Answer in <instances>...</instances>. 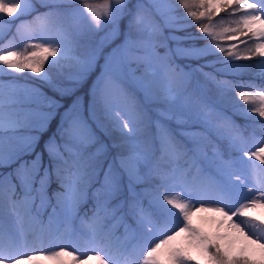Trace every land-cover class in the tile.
Segmentation results:
<instances>
[{
	"label": "snow or ice",
	"instance_id": "obj_1",
	"mask_svg": "<svg viewBox=\"0 0 264 264\" xmlns=\"http://www.w3.org/2000/svg\"><path fill=\"white\" fill-rule=\"evenodd\" d=\"M39 3L46 11L0 0V40L15 27L0 46V264H264V215L254 214L264 212V0ZM193 27L200 35H177ZM121 35L87 116L77 97L36 151L62 105L21 74L70 96ZM255 57L260 83L220 78ZM176 58L204 63L185 71ZM98 132L119 135L108 144ZM198 213L218 214L228 233H205Z\"/></svg>",
	"mask_w": 264,
	"mask_h": 264
},
{
	"label": "rangeland",
	"instance_id": "obj_2",
	"mask_svg": "<svg viewBox=\"0 0 264 264\" xmlns=\"http://www.w3.org/2000/svg\"><path fill=\"white\" fill-rule=\"evenodd\" d=\"M140 2H143L145 4V6L147 7V0H140ZM138 3V0H129V7L134 11L135 10V6ZM35 6L38 9L39 12H44L46 11V9L44 7H42L39 3V0H35ZM181 13H183V9L180 10ZM226 16L225 13H221L218 17H216L217 20H219L221 17ZM5 19H8L7 17H5ZM27 19V18H26ZM131 17L130 16H125L121 22H120V30L121 33L123 34L124 32L127 31V25L130 21ZM189 23H191L190 19L188 20ZM94 31V30H93ZM188 33H192L195 35H200V33L197 32L196 28H187L184 32L181 33H177V35H186ZM15 34V27L12 28V31L9 35L5 36V38L3 40H0V46H2L3 44H7L8 40L11 39L12 35ZM165 36L168 35V30H165ZM103 35L102 32L99 33H95V35H93V33H89V36H92L93 40H98L99 36ZM123 40V35L120 36V38L118 40L115 41L114 44L110 45L109 47L105 48L103 51V54L101 55V57L98 60L97 66L94 69V71H92L89 76L79 85L76 87V90L74 91L73 95L74 97L69 100L67 103H63L59 97L57 95H59L58 93H54L52 91V89L50 87H48L45 84H40L39 83V77L34 76L32 73L29 72H25L23 74H21L22 76L28 78L27 80H21V83H28L33 87H39L41 89V91L45 92L47 95L54 97L56 100L59 101V103L62 105V107L58 110L59 114H57L54 118V122H53V126H52V130L51 132H49V134L45 137V139L42 141L41 145L42 148L44 147V143L45 141L51 136L53 135V133H55L56 128L60 122V118L63 115L64 111L72 104V102L79 97L83 103L84 106V110H85V115L87 116V109H88V105L91 102V90L93 87V84L95 83V81L97 80V78L100 76L101 71L103 69V64H104V56H106L110 51L111 48L115 46L116 43H120ZM15 44H20V40L19 38H17L14 41ZM187 43H192V41H188ZM196 43L198 45L202 44L203 41H196ZM169 46L170 47H175V44L173 42H169ZM244 47L243 44L240 45V48L242 49ZM81 51H83V49H81ZM166 49L164 48H159L158 52L160 53V55H164L165 54ZM209 60H212V57L207 58ZM260 57H255L253 60H240V61H236L235 63L238 64H244V65H249L251 67H249L246 71L242 72L239 76L237 77H232V76H221L220 78H226V79H234V80H238V81H243V82H248L247 77L248 76H252L255 79H251V81H257L256 78H258L257 73L259 72V68L255 67V65L257 64V62L260 60ZM175 64L179 65L180 67L184 68L185 71H188L189 69L186 67L187 65H193L195 66L196 64H203L204 61H189V60H184V59H174ZM216 67H220L219 65H216ZM213 67H206L204 68L205 72H210L213 71ZM54 77L57 79V81L64 85L67 86L68 85V81L65 80L63 77H57L55 72H54ZM197 77L200 79H203L202 77L199 76V73H197ZM251 77V78H252ZM3 79L7 80L9 79V77H4ZM259 80V79H258ZM258 82V81H257ZM127 88H129V90H131L133 88V85L129 82L128 84L125 85ZM57 94V95H56ZM234 95V94H231ZM257 120H259L258 117H256ZM242 121H240V123H243V126L245 125V121L243 120V118L241 119ZM258 126L255 127H249L248 128V132L249 134H251L253 131H255V134L257 136H259V131H258ZM98 135L101 136V139L108 144H111L113 142V140L115 138L118 137V133L113 132L111 135H105L103 133L98 132ZM43 150V149H42ZM39 148H36V151H42ZM45 159H47V157L45 156ZM258 163V162H257ZM11 169H3L2 171L7 172L10 171ZM53 188H55V185H53ZM91 207V205L89 206V208ZM49 211H51L49 209ZM91 213L89 212V215ZM204 214V215H203ZM255 215H264V212L258 210L256 213H254ZM200 215V216H199ZM218 214H212V213H198L196 217L193 218V222L194 224H196L197 227L202 228L203 231L207 234H209L210 236H215L217 233L224 235L226 233H228V229H227V225L225 223L224 227H222L220 229V232H216L215 231V226L220 225L219 221H220V217ZM45 220H47V215H45L44 217ZM127 223L132 224V221L130 219L127 220ZM4 226L5 228H15L16 227V223H15V217L12 216L11 214L7 215L5 217V221H4ZM76 226L79 227V221L76 222ZM109 226L114 230L115 235L123 237L124 236V226L121 223H118L116 221H112L110 222ZM31 239V238H30ZM39 246V245H37ZM24 264H28L27 261L24 262ZM34 264H52V262H48V261H39V262H34ZM89 264H92V262H89Z\"/></svg>",
	"mask_w": 264,
	"mask_h": 264
},
{
	"label": "trees",
	"instance_id": "obj_3",
	"mask_svg": "<svg viewBox=\"0 0 264 264\" xmlns=\"http://www.w3.org/2000/svg\"><path fill=\"white\" fill-rule=\"evenodd\" d=\"M27 19H31V17H27ZM252 76H248L247 77V80L248 81H251V79L253 80V79H255L254 77H252ZM256 80L258 81H255L256 83H260V81L258 80V78H256ZM57 95V94H56ZM58 97H59V99L63 102V103H67L69 100H71L73 97H74V95L72 94V95H70V96H60V95H57ZM242 118L241 117H236V121H237V123L238 124H241L242 126H243V123H240V121H242L241 120ZM53 122H54V119L51 121V124H50V126H49V129H48V131L47 132H45L41 137H40V142H39V144L37 145V148H39L40 150H42L43 148H42V145H41V143H42V141L45 139V137L49 134V132H51V131H53L52 130V126H53ZM258 131H259V135H260V129L258 128ZM89 206H90V204L88 205V206H86V208H89Z\"/></svg>",
	"mask_w": 264,
	"mask_h": 264
},
{
	"label": "bare ground",
	"instance_id": "obj_4",
	"mask_svg": "<svg viewBox=\"0 0 264 264\" xmlns=\"http://www.w3.org/2000/svg\"><path fill=\"white\" fill-rule=\"evenodd\" d=\"M200 214V213H199ZM213 214V213H212ZM204 215V214H203ZM200 216V215H199ZM219 218V217H218ZM220 220H221V217H220ZM220 224V223H219ZM222 227H224V225L223 226H221V225H217V226H215V231L216 232H220V229L222 228Z\"/></svg>",
	"mask_w": 264,
	"mask_h": 264
}]
</instances>
